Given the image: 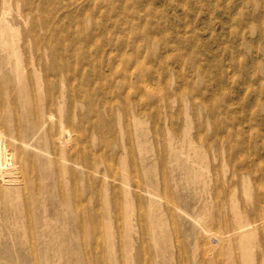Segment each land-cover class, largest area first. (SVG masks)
Segmentation results:
<instances>
[{
    "label": "rangeland",
    "instance_id": "obj_1",
    "mask_svg": "<svg viewBox=\"0 0 264 264\" xmlns=\"http://www.w3.org/2000/svg\"><path fill=\"white\" fill-rule=\"evenodd\" d=\"M12 123L0 264H264V0H0Z\"/></svg>",
    "mask_w": 264,
    "mask_h": 264
},
{
    "label": "bare ground",
    "instance_id": "obj_2",
    "mask_svg": "<svg viewBox=\"0 0 264 264\" xmlns=\"http://www.w3.org/2000/svg\"><path fill=\"white\" fill-rule=\"evenodd\" d=\"M70 135V129L62 123L57 138L67 141ZM35 146L39 148L37 144ZM33 158L27 154V144L20 139L15 124H7L6 132H0V198L5 194V198L11 200L28 201L24 196V183L36 177Z\"/></svg>",
    "mask_w": 264,
    "mask_h": 264
}]
</instances>
